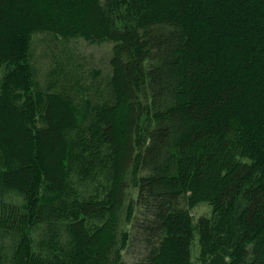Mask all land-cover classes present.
I'll use <instances>...</instances> for the list:
<instances>
[{"label":"trees","instance_id":"16d2710c","mask_svg":"<svg viewBox=\"0 0 264 264\" xmlns=\"http://www.w3.org/2000/svg\"><path fill=\"white\" fill-rule=\"evenodd\" d=\"M35 33L112 43L104 87ZM0 69V264H264V0H0Z\"/></svg>","mask_w":264,"mask_h":264},{"label":"rangeland","instance_id":"374dc122","mask_svg":"<svg viewBox=\"0 0 264 264\" xmlns=\"http://www.w3.org/2000/svg\"><path fill=\"white\" fill-rule=\"evenodd\" d=\"M112 43H89L82 38H54L47 33H35L31 39L32 61L37 69L36 79L41 86L50 79L51 69L58 66L65 71H72L75 68L79 81L84 86L102 88L105 85V78L109 74L110 68L108 58ZM3 69H0V76ZM62 77V76H61ZM68 88H71L73 79L66 80ZM129 197L135 199L136 189L129 188ZM7 201L21 204L23 199L15 192H8L5 195ZM194 220L200 216L209 217L211 215V206L207 203H200L190 210ZM130 224L123 225V231L130 232ZM142 246L137 239H131L128 245L121 251V258L126 263H132L141 253ZM192 259L195 264H200L198 260L199 246L197 237L194 239L191 249Z\"/></svg>","mask_w":264,"mask_h":264}]
</instances>
